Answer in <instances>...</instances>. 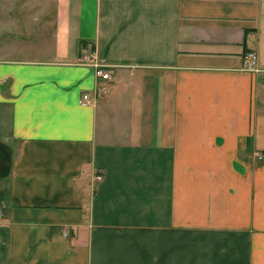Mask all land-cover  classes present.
Masks as SVG:
<instances>
[{
	"label": "crops",
	"instance_id": "crops-1",
	"mask_svg": "<svg viewBox=\"0 0 264 264\" xmlns=\"http://www.w3.org/2000/svg\"><path fill=\"white\" fill-rule=\"evenodd\" d=\"M257 153L264 0H0V264H264Z\"/></svg>",
	"mask_w": 264,
	"mask_h": 264
},
{
	"label": "built area",
	"instance_id": "built-area-1",
	"mask_svg": "<svg viewBox=\"0 0 264 264\" xmlns=\"http://www.w3.org/2000/svg\"><path fill=\"white\" fill-rule=\"evenodd\" d=\"M257 55L254 52L248 53L245 58H244V63H243V69L246 71H250V72H255L257 71ZM84 62L86 64L92 65L95 68V77L97 78V80H103V81H109L110 80V73L107 71L106 68H104L103 66L97 64L95 62V58L93 55H88L84 58ZM101 92V90L99 89L98 93ZM92 103V100L90 98V95L88 93L84 94L82 99H81V104L82 105H89ZM256 157L258 158V160L262 161L264 159V156L260 153L256 154ZM98 181H102L103 180V176H98L97 177ZM3 218V214L1 212L0 209V222Z\"/></svg>",
	"mask_w": 264,
	"mask_h": 264
},
{
	"label": "rangeland",
	"instance_id": "rangeland-1",
	"mask_svg": "<svg viewBox=\"0 0 264 264\" xmlns=\"http://www.w3.org/2000/svg\"><path fill=\"white\" fill-rule=\"evenodd\" d=\"M1 212H2V214H3V209H1Z\"/></svg>",
	"mask_w": 264,
	"mask_h": 264
}]
</instances>
